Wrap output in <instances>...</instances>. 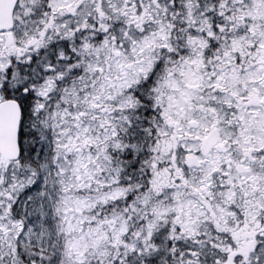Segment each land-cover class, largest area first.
<instances>
[{
    "label": "snow or ice",
    "instance_id": "obj_1",
    "mask_svg": "<svg viewBox=\"0 0 264 264\" xmlns=\"http://www.w3.org/2000/svg\"><path fill=\"white\" fill-rule=\"evenodd\" d=\"M0 264H264V0H0Z\"/></svg>",
    "mask_w": 264,
    "mask_h": 264
}]
</instances>
